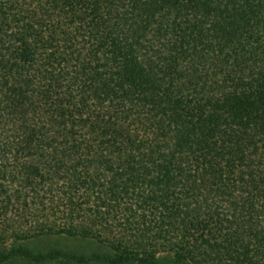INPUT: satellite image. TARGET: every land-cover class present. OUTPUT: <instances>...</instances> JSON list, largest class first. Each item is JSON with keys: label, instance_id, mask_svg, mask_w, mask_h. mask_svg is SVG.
Here are the masks:
<instances>
[{"label": "trees", "instance_id": "obj_1", "mask_svg": "<svg viewBox=\"0 0 264 264\" xmlns=\"http://www.w3.org/2000/svg\"><path fill=\"white\" fill-rule=\"evenodd\" d=\"M9 185L5 215L23 195L42 207L34 225L24 203L16 241L92 240L104 264H156L159 244L173 264H264V0H0ZM213 224L224 263L209 242L198 259L159 241Z\"/></svg>", "mask_w": 264, "mask_h": 264}, {"label": "rangeland", "instance_id": "obj_2", "mask_svg": "<svg viewBox=\"0 0 264 264\" xmlns=\"http://www.w3.org/2000/svg\"><path fill=\"white\" fill-rule=\"evenodd\" d=\"M11 186L10 190H4L3 195L0 196V201L2 202L7 196L13 192V185ZM31 200L29 197H21V201L18 202L15 200L13 204H11L9 212L5 215V209H0V230L6 231V236H8L12 231H10L7 226L15 227L18 222L23 221L24 216L19 215V212L22 211L24 203H28L29 205V220L34 225L37 224L41 219L40 210L42 207L38 204L35 206H31ZM2 205V204H1ZM222 210L225 211V206L223 204L217 205ZM99 228V224L97 220L95 221ZM123 225L122 222H119L115 225L117 227L115 230H118V226ZM182 227L180 225H175L174 228L167 226L164 228L162 232V239L168 241V239L175 240L176 248H179L182 252L193 253L195 258L203 259L208 254L212 253V248L208 243L214 244L216 253L214 258H219L222 260L223 263L229 261V256L226 254V244L225 235L227 234L226 231L220 230L219 226H215L214 224L209 227L207 231H203L201 227L190 230V234L186 235L187 241L181 243L180 241V232ZM5 234H3L5 236ZM166 234V238H165ZM168 234L170 237H168ZM13 235H9L6 241L5 246H0V252L12 254L15 257H12L4 264H104L102 261H99L100 256H104L109 254V250L103 247V245L97 244L95 241L92 240H82V239H74L69 238L66 236H51V237H40L32 241L20 242L16 241L12 237ZM204 236V237H203ZM164 245V243H163ZM250 250L255 252V245H257L256 241L252 240L249 244ZM54 250H59L64 254H74L78 257H84L86 260L85 262H77L71 260L70 262L63 257L55 258L54 260L46 261L44 263H35L33 261H29L28 259L21 257L23 254L30 252L31 254H45L49 253ZM264 251V249H262ZM264 253V252H263ZM157 262L156 264H173L174 254L171 251L165 250V247L161 244L157 247ZM232 256V255H231ZM212 258V257H211ZM258 259V258H256Z\"/></svg>", "mask_w": 264, "mask_h": 264}]
</instances>
